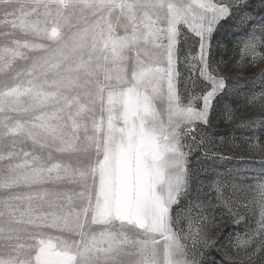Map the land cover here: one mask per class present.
<instances>
[{
    "label": "snow or ice",
    "instance_id": "6c2138e0",
    "mask_svg": "<svg viewBox=\"0 0 264 264\" xmlns=\"http://www.w3.org/2000/svg\"><path fill=\"white\" fill-rule=\"evenodd\" d=\"M250 8L0 0V264H240L214 201L245 232L233 247L246 264H264V138L246 145L258 171L238 160L201 179L190 163L223 96L264 113V87L226 83L212 44L231 22L264 62ZM227 186L250 199H226Z\"/></svg>",
    "mask_w": 264,
    "mask_h": 264
},
{
    "label": "rangeland",
    "instance_id": "374dc122",
    "mask_svg": "<svg viewBox=\"0 0 264 264\" xmlns=\"http://www.w3.org/2000/svg\"><path fill=\"white\" fill-rule=\"evenodd\" d=\"M249 4L252 16L256 20H264V0H249ZM242 39V35L231 22H221L212 41L215 59L218 62V71L225 77L226 83L228 80H232L247 84L258 97L261 88L264 87V62L259 60L253 62L252 55L246 53L240 45ZM180 67L183 79L186 69L183 64ZM193 75L195 74L193 73ZM220 104L221 109L210 114V127L202 126L206 134L205 141L199 146H194L190 156V163L195 164L201 179L213 175L215 172L225 175L237 166L238 160H245L248 162L246 167H255L256 171L259 170V156H256V164L253 165L251 162L252 153L246 150V145L253 142L249 139L252 136L264 138V130L259 125V120L264 118V113L260 112L257 107L246 104L242 95L234 93L223 96ZM252 120H256L257 123L250 127L249 122ZM222 195L226 199L237 202H246L251 196L246 191L233 190L231 186H227V190ZM214 202L217 204V208L213 212L217 217L216 223L219 229L233 237L230 241L225 240V243L236 254L235 259L240 264H246L244 250L233 247L236 244V236L244 237L245 232L238 226L228 223L227 208H223L218 201ZM248 216L251 217L252 213L249 212ZM256 219H258V214ZM221 221L225 223H221ZM252 226L255 227V223ZM213 255L219 259L216 253Z\"/></svg>",
    "mask_w": 264,
    "mask_h": 264
}]
</instances>
